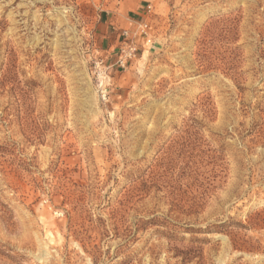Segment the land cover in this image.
Segmentation results:
<instances>
[{
  "label": "rangeland",
  "instance_id": "rangeland-1",
  "mask_svg": "<svg viewBox=\"0 0 264 264\" xmlns=\"http://www.w3.org/2000/svg\"><path fill=\"white\" fill-rule=\"evenodd\" d=\"M0 264H264V0H0Z\"/></svg>",
  "mask_w": 264,
  "mask_h": 264
},
{
  "label": "built area",
  "instance_id": "built-area-1",
  "mask_svg": "<svg viewBox=\"0 0 264 264\" xmlns=\"http://www.w3.org/2000/svg\"><path fill=\"white\" fill-rule=\"evenodd\" d=\"M124 41L118 48L116 61L109 66L104 65V60L95 63L98 91L102 98L107 97L108 71L114 68L126 69L134 60L137 59L139 51L152 43L150 27L147 22L138 24L135 31L123 30L121 33ZM101 66V67H100Z\"/></svg>",
  "mask_w": 264,
  "mask_h": 264
},
{
  "label": "crops",
  "instance_id": "crops-1",
  "mask_svg": "<svg viewBox=\"0 0 264 264\" xmlns=\"http://www.w3.org/2000/svg\"><path fill=\"white\" fill-rule=\"evenodd\" d=\"M140 16V18L142 17V14H138ZM145 22V21H144ZM143 21H141V19H130L128 20V24H130L132 27H136L138 26V24L144 23ZM125 24L123 22H118L117 20L114 21V19H106L104 17H101V31H102V35L104 36L103 39L107 38L108 42H106V44L109 46L108 48H110V50L108 51V59L109 57L110 62L109 65H111L112 63H114L116 61V56L118 53V43H116L120 38H123L121 36V33L123 30H131L133 31L134 29L130 28H124V29H120L123 28ZM119 28V29H118ZM124 41V39H123ZM117 45V46H116ZM116 46V49H115Z\"/></svg>",
  "mask_w": 264,
  "mask_h": 264
}]
</instances>
